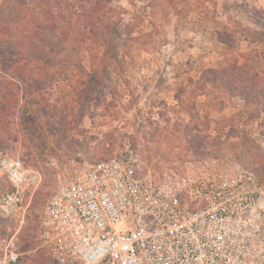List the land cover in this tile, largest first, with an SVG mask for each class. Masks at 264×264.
I'll list each match as a JSON object with an SVG mask.
<instances>
[{
  "label": "built area",
  "instance_id": "built-area-1",
  "mask_svg": "<svg viewBox=\"0 0 264 264\" xmlns=\"http://www.w3.org/2000/svg\"><path fill=\"white\" fill-rule=\"evenodd\" d=\"M56 167L39 234L57 264H264V177L230 155L188 159L155 177L134 150L68 157ZM11 186L0 217L23 212L41 176L0 157ZM18 232L0 237V264H18Z\"/></svg>",
  "mask_w": 264,
  "mask_h": 264
},
{
  "label": "trees",
  "instance_id": "trees-1",
  "mask_svg": "<svg viewBox=\"0 0 264 264\" xmlns=\"http://www.w3.org/2000/svg\"><path fill=\"white\" fill-rule=\"evenodd\" d=\"M120 1L0 0L1 148H14L19 139L24 157H39L41 147L31 142L34 133L47 132L53 151L84 113L101 110L105 117L110 94L133 92L131 86L121 83L128 65H134L142 51L151 56L143 60H155L151 49L160 25L156 11L204 16L212 22L218 43L230 51L228 55L240 41L235 28L216 20L218 0H128L133 7L129 19L125 18L128 11L117 4ZM257 17L262 22L264 10ZM243 59L240 63L237 54L224 57L216 66L202 70L197 80L190 78L189 87L180 86L175 92L178 106L189 109L192 104H185L181 97L198 92L197 96L214 102L210 105L217 106L230 96L264 109V56L261 62ZM189 70L182 64L176 75L189 78ZM162 82L163 78L156 81L155 91ZM109 113L112 116L111 110ZM30 231L28 227L20 232L18 264H57L39 253L25 254L34 249ZM5 235L0 225V237Z\"/></svg>",
  "mask_w": 264,
  "mask_h": 264
},
{
  "label": "rangeland",
  "instance_id": "rangeland-1",
  "mask_svg": "<svg viewBox=\"0 0 264 264\" xmlns=\"http://www.w3.org/2000/svg\"><path fill=\"white\" fill-rule=\"evenodd\" d=\"M218 1L216 20L231 25L240 36L232 54L228 55L230 51H224L218 43L212 22L199 13L185 12L176 16L156 11L160 25L154 32L156 43L151 49L155 50V60H143L151 56L142 51L135 64L128 65L121 83L131 86L133 92L122 96L110 94L105 117L101 110L92 109L73 119L77 122L73 124L74 129L53 151L50 148L54 143L47 132L43 135L34 133L31 142L41 147L39 157H24L19 139L14 148L0 147V157L18 159L25 169L41 176L39 185L25 192L24 211L12 218L0 217L5 234L17 231L18 242L20 232L28 227L31 229L34 249L26 255L39 253L51 262L40 239L39 219L55 184L56 167L50 163L52 157L58 163L75 155L102 160L134 150L144 166L151 168L158 178L171 172H182L188 159L230 155L245 169L264 177V109L247 104L241 97L230 96H225L216 106L210 98L197 96L198 92H187L181 97L185 104H192L189 109L178 106L177 88L189 87L190 78L197 80L202 70L216 66L224 57L230 59L237 54L240 63L245 57L258 62L263 59L264 20L260 22L257 14L264 10V0ZM117 4L128 11L125 18L129 19L133 10L129 1L121 0ZM182 64L192 69L188 72L189 78L176 75ZM161 78L163 82L155 91L156 81ZM54 98L55 95L50 100ZM15 131L18 133L19 130ZM10 190L9 182L0 171V195ZM34 217L38 218L36 222L30 220Z\"/></svg>",
  "mask_w": 264,
  "mask_h": 264
}]
</instances>
